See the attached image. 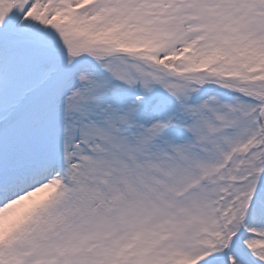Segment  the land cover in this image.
Wrapping results in <instances>:
<instances>
[{
    "label": "snow or ice",
    "instance_id": "6c2138e0",
    "mask_svg": "<svg viewBox=\"0 0 264 264\" xmlns=\"http://www.w3.org/2000/svg\"><path fill=\"white\" fill-rule=\"evenodd\" d=\"M0 264H264V0H0Z\"/></svg>",
    "mask_w": 264,
    "mask_h": 264
}]
</instances>
